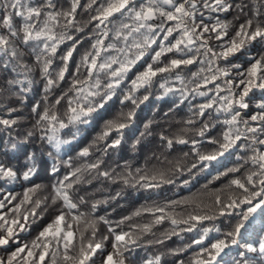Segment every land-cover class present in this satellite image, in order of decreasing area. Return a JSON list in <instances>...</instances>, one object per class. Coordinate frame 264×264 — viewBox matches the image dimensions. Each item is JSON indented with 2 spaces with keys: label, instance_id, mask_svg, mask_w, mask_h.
<instances>
[{
  "label": "snow or ice",
  "instance_id": "snow-or-ice-1",
  "mask_svg": "<svg viewBox=\"0 0 264 264\" xmlns=\"http://www.w3.org/2000/svg\"><path fill=\"white\" fill-rule=\"evenodd\" d=\"M221 14H233V19H221ZM86 29L89 47L77 63L68 89L54 96L66 79L68 62L77 45L82 43L75 33H85ZM68 41L72 42L71 46L58 55L60 46ZM116 41H122L123 47H118ZM213 41L220 42L219 51L215 50L217 45ZM252 48H256L254 53ZM237 54L246 57V68L239 63L231 64L229 58ZM146 57L150 62L145 61ZM57 59L60 66H56ZM221 60L229 62L231 70L239 77L238 82L223 79L222 85L215 84L216 94L196 106L195 111L190 109L192 116L184 121L186 126L195 127L181 129V133L194 131L195 136L206 138L212 150L200 151V139L169 138L163 133L160 139L168 149H172L174 143H191L197 162L204 166L233 149H240L237 165L219 176L240 173L246 166L251 167L242 178L229 182L226 198L218 194L211 205L204 206L193 201L192 210L179 217L166 213L168 205L144 208L123 217L115 227L103 216L90 219L83 212L73 214V210L86 203L84 196L73 200L74 185L90 183L86 177L93 174L97 178L120 180L125 185L138 184L143 188L173 183L164 172L149 175L137 169L134 175L131 171L120 174L115 169L101 170L102 157L109 149L121 145L123 130L131 125L135 108L149 99V95H136L140 89L148 91L159 74L176 72L175 79L182 87H166L169 80L165 79L159 85L165 89V95L179 92L186 98V93L191 91L206 96L207 92L200 91L202 86L230 76L229 68L217 64ZM141 61H145L144 70L135 74L120 99L122 105L130 102L134 108L120 118L106 121L93 142L77 153L79 158L90 157L93 152L100 156L76 167L71 159L65 161L64 166L71 171L52 184L50 204L49 197L34 199L42 188L38 184L27 188L11 208L8 205L17 200L16 196L9 194L0 199V247L16 242L18 232L26 231L30 223L59 203L54 219L39 231L35 240L30 245L17 246L7 260L0 259V264H96L94 257H99L100 264H131L130 256L136 248L163 246L173 236L183 239L181 233L194 231H198L199 236L191 243L149 256L142 264H164L166 256L178 257L193 246H198V250L189 264H227L225 257L228 256H231V264H255L250 253L264 258V235L254 243L242 242L251 220L257 214L264 217V149L261 147L264 146V96L253 101L251 95L254 90L264 93V0H0V111L8 117L0 116V130L8 134L7 140L0 135V157L14 156L39 140L50 147L47 156L54 161L50 173H59L55 161L60 157L62 146L71 145L79 135L77 126L88 124L93 114L117 96L128 73ZM197 63L202 67L192 73L186 83L177 70ZM205 71L210 75H202ZM37 75L43 95L32 104L30 127L21 133L16 129L24 125L20 116L14 115L20 108L12 105H23L27 101L28 93L34 91ZM188 84L195 87L189 89ZM221 92L227 94L221 95ZM65 100L66 107L60 114L57 106ZM253 104L254 110H250ZM209 110L216 114L227 113L228 118L220 121ZM151 124L149 121L144 125L141 137L152 134ZM218 125L224 127L215 137L211 136ZM113 132L117 136L109 142ZM139 143L137 138L133 148ZM44 164L43 154L38 156L36 151H25L19 167H14L10 159L7 162L0 159V181H31ZM196 167V163L191 165V168ZM175 170L180 171V166ZM120 195L117 192L111 199ZM101 203L107 201L92 202L91 212ZM142 212L151 213L153 219L148 223L129 224L125 231L122 227L125 222L140 217ZM221 217L231 218L225 226L227 231L216 224ZM165 220L173 227L157 236L153 229ZM98 221L108 225V235L97 238ZM81 223L85 225L83 230ZM85 232H89L87 237ZM211 233L219 235L210 239ZM149 235L153 238L145 239ZM110 236L111 251L106 252L105 241ZM233 248L238 249L234 255L230 251ZM174 264H185V261L176 260Z\"/></svg>",
  "mask_w": 264,
  "mask_h": 264
},
{
  "label": "trees",
  "instance_id": "trees-1",
  "mask_svg": "<svg viewBox=\"0 0 264 264\" xmlns=\"http://www.w3.org/2000/svg\"><path fill=\"white\" fill-rule=\"evenodd\" d=\"M225 18L232 20L233 14H228L227 16L221 14V19ZM87 33V29L85 33H75V35L81 39L82 43L77 45V50L74 52L73 58L68 62L69 71L66 73V79L61 83V89L56 90L54 96L60 95L61 90L66 91L74 78L73 73L75 72L76 65L80 61L82 54L89 47ZM71 43V41H68L61 45L58 50V55L63 54L67 48L71 46ZM116 43L118 47H123L122 41H116ZM212 43L217 45L215 50L219 51L220 49L218 45L220 42L213 41ZM251 51L254 53L256 48H252ZM229 59L231 64L239 63L242 64L244 68L248 66L246 63V57L239 54L230 57ZM145 61H148V57L145 58ZM145 61H141L131 72L128 73V77L123 81L120 89L117 90V96L113 97V99L106 104L104 109L93 114V117L90 118L88 124L77 126L79 128V135L76 140L73 141L71 145L62 146L60 157L55 161L56 166L60 168L59 173L56 175H52L49 171L54 163V161L47 156L50 147L39 140L22 148L20 152L16 153L14 156L0 157V159H5L6 162L10 159V162L14 167H19L23 163V153L25 151H36L38 156L43 154V160L46 161V164L39 167L37 174L31 178V181H24L22 179L16 181H0V199H3L9 194L17 197L16 201H13L11 205H8L9 208L19 202V199L22 198V194L27 188L37 184L41 185L42 188L38 191L34 199H44L45 197H49L50 204L52 184L57 179H62L65 174L71 171V169L64 166L65 161L71 159L73 166L76 167L85 162H93L101 155L98 152H93V154L87 158L77 157V153L81 148L87 147L93 142L97 134L102 130L106 121L120 118L122 114H126L134 108L130 102H126L122 105L120 99H122L123 93L130 87V81L135 77V74L144 70ZM217 64L222 68H229L230 76L218 79L214 83H209L206 86H202L200 91L207 92L208 94L206 96H200L191 91L186 93V98L182 97L179 92L168 93L165 95V89H162L159 86L165 79L169 80L166 87H182L179 80L175 79L176 72L171 74H159L153 79V83L148 91H145L143 88L140 89L136 95L138 97L149 95V99L143 104H140L138 108H135V116L131 125L123 130L121 145L116 149H109L108 154L102 157L104 164L101 166V170L115 169V172L120 174H126V172L131 171L134 175L137 169H141L149 175L155 172H164L171 177L173 183H161L158 188H143L138 184L135 186L125 185L120 180L112 182L103 177L97 178L95 177V174H93L92 177H86V179H90V183L81 182L74 185L76 191L73 194V200L78 201L80 196H84L86 203L79 205L78 210H73V214H77V211L83 212L90 219H97L98 217L103 216L113 227H115L116 222L123 217L131 216L133 212L144 208L164 207L168 205L169 207L165 208L166 213L179 217L192 210V207L194 206L192 203L193 201L204 206L211 205L215 196L218 194L222 198H226L229 193V182L234 178H242L244 172L247 171V168L251 167V165L246 166V168L242 169L240 173H229L227 176H219L221 172L227 171L228 168L237 165V156L241 155L240 149H233L224 157L219 158L217 161L207 163V166H204L197 162V157L191 151V143L187 145L174 143L173 148L168 149L160 139L161 133L169 138L183 136V138L189 139V141H191V139H200L201 145L198 146L200 151L207 152L212 150L213 146L207 143L206 138L202 139L195 136L194 131H189L186 134L181 133V129L185 127H195L186 126L184 121L192 116V111L196 110V106L208 102L210 98L216 94L214 91L215 84L218 83L222 85L223 79H233L238 82L239 77L234 70H231L229 62L221 60L217 61ZM56 66H60L59 59L56 61ZM201 67L202 65L197 63L177 71L187 83L191 78V74L198 72ZM204 67H206V65H204ZM202 75H210V73L205 71ZM35 78L37 83L34 86V91L28 93L27 101L23 105H12L20 108V112L14 115H19L21 122L24 125V127L16 129V131H20L21 133L30 127L32 119V104L40 101L43 95L42 83L39 82L38 75ZM193 87H195L194 84H188L189 89ZM236 91H238V89H236ZM220 94L226 95L227 93L221 92ZM251 95L252 100L256 101L261 96H264V93H261L259 90H254V94ZM13 99L15 100V97H13ZM57 107L60 114H62L66 107V100L62 101L61 105ZM190 109H192V111H190ZM250 110H254V104ZM209 112L214 118H217L220 121L228 118L227 113L216 114L212 110H209ZM0 116L8 118L7 114L3 111H0ZM149 121H152L149 129L152 134L141 137V133L145 132L144 125ZM223 127V125H218L211 131V136L215 137ZM0 135H3L5 140H7V133L0 130ZM12 135H15V132H13ZM116 136L117 133L113 132L109 137V142L116 138ZM137 138L140 139V143L136 144L135 148H133ZM19 139H22V137ZM261 147L264 149V146ZM185 153H188V155L185 156ZM193 163L197 164L196 168H191ZM177 165L180 166V171L175 170ZM188 169H191V171ZM217 176H219V179H216ZM186 181L187 183H185ZM117 192H120L121 195L115 199H111V197L116 196ZM94 201H107V203L99 204L96 211L91 212V204ZM58 207L59 203L55 206L49 207L48 211L44 213L42 218L36 219L35 222L28 225L26 231L18 232L16 242L10 243L8 246L0 247V259L7 260V257L15 251L17 246H23L25 244L30 245L31 242L35 240L39 231H41L48 223L52 222L57 214ZM21 211H24V209L22 208ZM237 211H239V209ZM158 214L159 213H157V215ZM10 215L11 214L9 213V217ZM152 219L153 215L151 213L142 212L140 217H133L131 221H126L125 225L122 227L127 231L129 224L148 223ZM230 219L231 218L221 217L220 220L216 221V224L221 227L222 231H227L228 229L225 226L229 223ZM73 227L75 229L77 226L74 224ZM172 227L170 221L165 220L163 223L156 225L153 231L157 236H160L161 233L170 231ZM181 227H183V225ZM84 228L85 225L81 223L80 229L83 230ZM96 228L97 238H100L103 235H108V225L104 224L102 221L97 222ZM119 230L120 229H117V231ZM84 234L85 237H87L89 232H85ZM77 235H79V233ZM217 235L219 234L211 233L209 238H214ZM261 235H264V217L257 214L245 229L242 242L246 241L254 243ZM181 236L183 239L173 236L172 239L167 240L163 246L136 248L130 256L131 264H142L143 259L158 254L161 251L183 248L186 244L191 243L192 239L198 238L199 232L181 233ZM152 238L151 235L145 237V239ZM111 242L112 237L110 236L109 240L105 241L106 252L111 251ZM197 250L198 246H193V248L188 249L186 252H182L178 257L168 255L164 258V264H174L176 260L180 259L184 260L185 264H189L190 259ZM230 251L232 255H234L238 249L233 248ZM249 256L255 260V264H264V258H261L258 253H250ZM93 259L96 264H100L99 257H94ZM225 260L227 261V264H231V256L225 257Z\"/></svg>",
  "mask_w": 264,
  "mask_h": 264
}]
</instances>
